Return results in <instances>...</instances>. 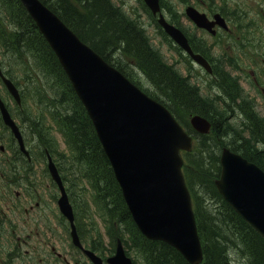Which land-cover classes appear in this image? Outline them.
<instances>
[{
    "label": "trees",
    "instance_id": "1",
    "mask_svg": "<svg viewBox=\"0 0 264 264\" xmlns=\"http://www.w3.org/2000/svg\"><path fill=\"white\" fill-rule=\"evenodd\" d=\"M43 2L124 74L131 77L133 67L145 74L154 88L151 96L163 102L188 131H193L188 122L192 115L211 120L212 135L200 136L197 150L185 154L184 168L203 245L202 264H233V254L243 257L247 264H264V238L224 201L215 186L221 171L219 154L224 146L264 169V118L244 102L236 104L242 89L220 73V86L232 97L233 109L245 117L243 125L234 127L227 111L220 109L216 101L201 96L189 79L166 64L145 30L113 0ZM0 50L23 70L21 76L10 68L8 77L19 87L16 77L24 81L27 96H36L41 108L37 115L26 110L22 115L27 117L22 120L29 124L36 147L42 154L47 150L74 167L72 171L64 166L74 179L89 182L98 207L108 216L113 245L116 237L121 238L128 249L141 257L140 264H189L176 249L148 240L138 230L91 119L58 58L19 0H0ZM54 130L62 135L67 152L58 150Z\"/></svg>",
    "mask_w": 264,
    "mask_h": 264
},
{
    "label": "water",
    "instance_id": "2",
    "mask_svg": "<svg viewBox=\"0 0 264 264\" xmlns=\"http://www.w3.org/2000/svg\"><path fill=\"white\" fill-rule=\"evenodd\" d=\"M20 1L55 52L92 120L140 232L150 240L163 241L176 248L190 264H201L203 249L180 156L181 150H191L192 139L165 106L107 63L50 8L40 0ZM144 1L153 14L161 11L159 0ZM187 13L199 27L209 31L216 24L208 22L206 15L194 8H189ZM216 18L224 25L218 15ZM159 23L197 63L210 70L207 61L194 54L184 34L162 14ZM0 77L20 104L17 87L3 75L1 68ZM0 110L21 150L28 154L20 128L1 96ZM192 125L201 133L209 128L208 122L199 116L192 119ZM221 165V176L216 181L218 192L264 238V171L229 149L223 150ZM49 170L61 190L60 210L71 222L77 242L72 206L50 156ZM109 262L133 264L121 241Z\"/></svg>",
    "mask_w": 264,
    "mask_h": 264
},
{
    "label": "rangeland",
    "instance_id": "3",
    "mask_svg": "<svg viewBox=\"0 0 264 264\" xmlns=\"http://www.w3.org/2000/svg\"><path fill=\"white\" fill-rule=\"evenodd\" d=\"M113 1L115 5L120 7L125 12V14L128 15V17L135 20L145 29L148 37L151 40V43L161 53L166 64L173 66L182 75L184 74V70L186 69L192 72L194 68L196 71H198V68L193 66L190 61H187L186 58H184L182 54L171 45V42L164 37V35L160 32V28L156 24V21L150 17L139 0ZM187 1H189V3H186ZM188 6H194L202 12L209 13V15L223 11L227 15L225 17L232 19V25L234 26L233 34L227 37H223L222 39L220 37L217 40L211 38V40H214L216 42L221 39L220 44L222 45L218 48L217 44L214 47H211V50L209 49V56L213 57L216 63H220L221 66H224L225 70L228 73H232L240 79L245 98L253 102L255 110L261 117L264 118V99L263 97L259 96V94H257L250 85V79L251 82L255 81L252 75V71H255L258 75L255 79L257 80L259 87H264V74H258V72H263L264 70V0H164V13L167 18L170 17L178 24L184 26L188 30V32L191 33V36L195 39V42L199 45L205 43L204 40L207 39V35L195 29L191 25V22L187 19V17L184 16L185 8H187ZM242 34H245L246 38L249 40L242 36ZM203 49H206V47L203 46ZM247 52H254L255 54L253 56L254 58L259 60V63L254 65L252 61L249 60L248 56L245 55V53L247 54ZM239 55H241L242 57L241 66L243 67V70H238L230 67L231 64L229 60L237 58ZM0 63L5 71H8L10 68H12L13 71H18L16 72L17 75L22 76L23 70L20 68L18 69V65L15 66V62H13L11 58L3 55L1 50ZM124 67L128 69L127 66ZM132 70L134 72V80L139 81V84L142 88H148L147 90L152 89V85L138 68L130 69V71ZM18 78L19 77H16V80H19L20 89L23 93V98L25 99L22 108H17V105L13 102V99L11 98L1 81L0 93L5 99L6 103L11 106L10 109L12 110L13 118L19 125H21V129L24 132L26 144L34 151V160L38 162L39 166L34 170L35 173H37V175L35 176V183L38 184L37 190H44V192L48 196H46L47 200L45 201L47 203L43 202L41 205L45 204V206L43 205V207H45V209L47 210L56 209V201L59 197V190L57 189L56 185L49 175L45 158L41 155L40 151L35 148L36 141L34 137H32L31 131L29 129V124L27 125L22 120V118L26 117L22 116L24 114V110H26L27 112L31 111L37 115L41 108L36 103V96H27V93L24 91L25 82ZM47 125L50 126L49 123H47ZM235 126L237 125L234 124V127ZM53 133L57 139L58 150L60 152H67V148L62 135L56 130H54ZM10 138V131L6 127H4L0 121V146L4 147L3 151L0 150V165L3 166V170L9 168L8 166L6 167L4 165V161H6L10 156V154L6 150L9 146L13 145V142ZM54 159L56 163L57 159L60 163H62L63 171L61 173L67 179V181H65V186L68 188V193L69 189L71 191V201L73 204L77 203L78 205L76 206V208L81 210L79 212L78 220L80 221V225L82 228L81 236L84 242L86 243L89 240L92 232L94 233L93 226H95L98 236H102L104 240L102 242L109 245L108 248H110L111 246H113V240L110 235L107 236V234L105 233L106 228L105 224L100 218V208L98 207V203L94 197V192L89 182L85 179L83 181H80L78 177L74 179L73 175L64 169V166L72 171H75V168L71 167L68 162L63 163L61 160H59L60 157L58 156H56V158L54 157ZM14 189L15 188H12V192L9 191L13 195L15 193ZM27 207L29 208V206ZM65 226L67 227L66 224ZM123 239L125 240V237H123ZM63 244L64 246H61L62 253L64 255H68L69 259L70 257L71 259H73L77 254L71 247L70 240L68 241V239H66ZM128 250L129 256H131V258L133 259L135 258L137 264H140L141 260L137 257V254H135V252L133 251L131 253V249ZM133 254H135V257L133 256ZM17 259L19 260L20 258ZM232 259L233 264H247L246 260L241 256L233 254ZM16 264H19V261H17Z\"/></svg>",
    "mask_w": 264,
    "mask_h": 264
},
{
    "label": "flooded vegetation",
    "instance_id": "4",
    "mask_svg": "<svg viewBox=\"0 0 264 264\" xmlns=\"http://www.w3.org/2000/svg\"><path fill=\"white\" fill-rule=\"evenodd\" d=\"M217 13L211 15L206 13V15L211 21H214ZM220 14L225 15L226 13L220 12ZM187 19L190 21L188 17ZM172 21L176 27L186 34L193 48L195 46L202 48L203 46L206 47L203 51H197L195 48L194 50L207 59L212 72H207L206 69L196 65L192 59L171 40V45L175 47L187 61H190L193 66L198 68V71L193 68L192 72L188 69L184 70V76L180 74L178 70H175L182 77L189 79L192 86L198 88L201 96L205 99L216 101L220 109L227 111L226 114L230 123L236 124L237 126L243 125V123H245L244 115L238 110L235 111L233 109L232 97L230 98L225 93L224 88L220 86V73L228 76L236 86L242 89L240 79L232 73H228L224 66H221L220 63H216L215 59L209 56V49L211 47H214L216 44L217 48L220 47L222 45L220 44L221 39L233 34L234 27L233 25L231 26L232 19H228L229 26L227 29L217 24L214 25L213 30H215V33L200 29L190 21L195 29L207 35V39L204 40L205 43L199 45L184 26L178 24L175 20ZM220 37L221 39L218 42L211 40V38L217 40ZM254 54V52L245 53L249 60L256 65L259 63V60L254 58ZM241 59V55L237 58L230 59V67L243 70ZM258 74H264V70L263 72H258ZM252 75L255 81L251 82L249 78L250 85L253 90L264 99V87H259L255 79L258 76L255 71H252ZM223 84L225 85V82H223ZM236 99L237 105L244 102V104L256 111L253 102L245 98L243 90H241V94ZM10 107L11 106H9V109ZM10 111L12 110L10 109ZM257 114L259 115L258 112ZM206 119L210 121L212 126L211 120L207 117ZM10 139L13 145L9 146L6 150L10 156L4 161V165L9 167L7 168L9 171L7 169L3 170V166L0 165V264H16L17 261H19V264H109L108 257H110L112 253L108 250V245L102 242L104 241L102 236H98L95 226H93L94 233L92 232L89 240L86 243L84 242L81 236L82 228L78 220L81 210H76L74 214L75 223H77V231L80 241L83 242L84 249L73 246L71 230L68 233V229L65 226L67 219L61 214L58 206L56 209L47 210L43 207L45 204L41 205L43 202L47 203L45 201L48 196L44 190H37L38 184L35 183V176L37 173H35L34 170L39 166L38 162L34 160L33 149L27 146L29 151L28 156L20 151V147L12 136ZM35 148L37 147L35 146ZM0 150L3 151L4 147L0 146ZM12 188H15L14 195L9 192ZM27 206H29V208ZM105 233L108 236L106 231ZM66 239H68V241L70 240L71 247L77 254L73 259H71V257L69 259L68 255H64L61 251V246H64L63 242ZM87 251L99 257L100 260H93V258L86 253ZM17 258L20 259L18 260Z\"/></svg>",
    "mask_w": 264,
    "mask_h": 264
},
{
    "label": "bare ground",
    "instance_id": "5",
    "mask_svg": "<svg viewBox=\"0 0 264 264\" xmlns=\"http://www.w3.org/2000/svg\"><path fill=\"white\" fill-rule=\"evenodd\" d=\"M3 17V19H4V16H2ZM247 263V262H246Z\"/></svg>",
    "mask_w": 264,
    "mask_h": 264
}]
</instances>
